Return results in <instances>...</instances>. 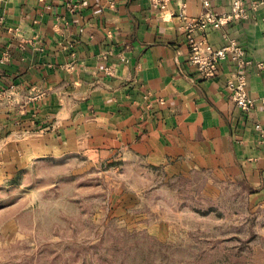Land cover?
Segmentation results:
<instances>
[{"label":"crops","instance_id":"obj_1","mask_svg":"<svg viewBox=\"0 0 264 264\" xmlns=\"http://www.w3.org/2000/svg\"><path fill=\"white\" fill-rule=\"evenodd\" d=\"M243 3L248 19L193 37L244 49L249 114L233 100L236 64L203 80L189 63L187 20L230 15L233 0H0V179L47 159L134 161L264 199V0Z\"/></svg>","mask_w":264,"mask_h":264},{"label":"rangeland","instance_id":"obj_2","mask_svg":"<svg viewBox=\"0 0 264 264\" xmlns=\"http://www.w3.org/2000/svg\"><path fill=\"white\" fill-rule=\"evenodd\" d=\"M130 162L47 159L0 179V264H264V199L245 184Z\"/></svg>","mask_w":264,"mask_h":264},{"label":"built area","instance_id":"obj_3","mask_svg":"<svg viewBox=\"0 0 264 264\" xmlns=\"http://www.w3.org/2000/svg\"><path fill=\"white\" fill-rule=\"evenodd\" d=\"M174 0H150L154 9H162L170 5ZM208 7V3L205 2ZM233 11L230 15H219L211 11L206 12L199 19L187 20L185 29L188 31V48H189V63L196 68L199 76L203 80L215 78L220 69V65L225 61H231L236 64L239 73L236 76V85L233 89V100L239 110L244 114H249L255 105V100L248 94V80L245 74V69L251 63L245 58V51L238 46L234 40H226V45L220 49H212L207 45L205 39L196 40L193 33L200 30L205 33L209 28L221 30L230 22L246 20L249 14L244 9L243 0H233ZM3 17H0V21ZM264 21V19H263ZM259 68L264 69V64H259ZM5 91L0 92V104L5 98ZM10 97V96H8ZM260 130V125L256 126Z\"/></svg>","mask_w":264,"mask_h":264},{"label":"trees","instance_id":"obj_4","mask_svg":"<svg viewBox=\"0 0 264 264\" xmlns=\"http://www.w3.org/2000/svg\"><path fill=\"white\" fill-rule=\"evenodd\" d=\"M243 184H245V183H243ZM246 187H247V186H246ZM247 188L249 189V192H250V193H252V194L254 193V190H253L252 188H250V187H247Z\"/></svg>","mask_w":264,"mask_h":264}]
</instances>
